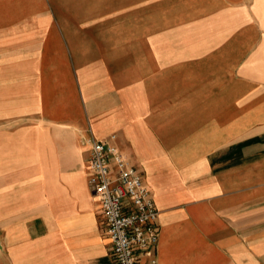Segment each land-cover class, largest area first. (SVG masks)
I'll use <instances>...</instances> for the list:
<instances>
[{
  "label": "crops",
  "instance_id": "crops-1",
  "mask_svg": "<svg viewBox=\"0 0 264 264\" xmlns=\"http://www.w3.org/2000/svg\"><path fill=\"white\" fill-rule=\"evenodd\" d=\"M110 135L158 210L138 264H264V0H0V264H116Z\"/></svg>",
  "mask_w": 264,
  "mask_h": 264
},
{
  "label": "built area",
  "instance_id": "built-area-1",
  "mask_svg": "<svg viewBox=\"0 0 264 264\" xmlns=\"http://www.w3.org/2000/svg\"><path fill=\"white\" fill-rule=\"evenodd\" d=\"M115 135L91 140L88 185L97 198L116 264L151 257L159 237L158 210L140 173L112 144ZM154 262V260L152 261Z\"/></svg>",
  "mask_w": 264,
  "mask_h": 264
}]
</instances>
